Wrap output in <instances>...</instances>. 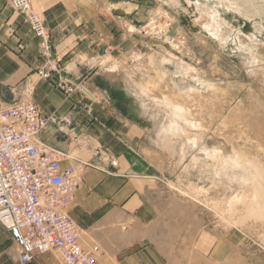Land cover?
Here are the masks:
<instances>
[{"label": "rangeland", "instance_id": "rangeland-1", "mask_svg": "<svg viewBox=\"0 0 264 264\" xmlns=\"http://www.w3.org/2000/svg\"><path fill=\"white\" fill-rule=\"evenodd\" d=\"M66 1L76 7L84 1L91 3L103 26L114 29L111 36L101 39L104 55L112 52L109 42L117 28L140 39L142 45L127 52L134 64L126 62L124 70L137 85L148 88L149 95L170 102L181 112L176 118L180 129L174 136V142L185 148L181 160H174L171 149L153 147L165 203L168 201L165 206L170 208L167 220L177 234L175 243L187 245V258L193 259L192 246L208 238L210 244L229 245L227 264H264V194L260 188H264V0H179V5H174L173 0H121L133 4V11L115 6L118 0H99V5H94L93 0ZM197 4L219 12L227 24L224 32L232 35L229 45L209 35L204 25L210 18L198 11ZM33 10L45 25L44 11ZM139 11L142 16L135 19ZM21 14L34 32L26 14ZM71 20L74 27H80L75 15ZM45 28L50 36L51 60L58 63V73L64 72L67 66L57 58L53 33ZM234 37L239 44L240 40L246 45L255 44L253 49L262 63L242 66ZM40 41L43 63L34 72L41 80L49 81L40 76L42 70H51ZM157 53H166L187 67L199 69L216 88L205 93H178L167 76L156 72ZM53 86L71 98L81 85L60 78ZM30 92L28 98L35 104L34 91ZM44 117L49 126L52 117ZM143 127L145 130L148 124ZM224 177V184L219 183Z\"/></svg>", "mask_w": 264, "mask_h": 264}, {"label": "crops", "instance_id": "crops-1", "mask_svg": "<svg viewBox=\"0 0 264 264\" xmlns=\"http://www.w3.org/2000/svg\"><path fill=\"white\" fill-rule=\"evenodd\" d=\"M93 1L99 5V0ZM32 2L35 10L44 11L57 58L67 67L52 73L49 81L41 80L34 72L43 63L40 39L21 13L0 0V106L24 101L34 91L35 104L44 116L52 117L42 140L55 150L62 169L79 162L92 164L69 212L80 228V245L85 249L98 245L104 254L100 264H227V243L202 239L192 246L193 259L187 258V245L175 243L155 146L146 130L152 123L141 117L140 103L121 82L111 81L86 63L106 56L101 39L114 29L103 26L89 2L80 7L66 0ZM115 6L125 11L135 8L121 0ZM72 15L80 20V27H74ZM109 43L112 52L106 56L110 59L106 66L119 64L123 69L129 62L134 64L127 54L130 48L142 45L136 36L118 28ZM60 78L84 86L87 92L76 91L67 98L53 86ZM20 257L10 232L0 226V264H21ZM26 264H62V260L52 251Z\"/></svg>", "mask_w": 264, "mask_h": 264}, {"label": "built area", "instance_id": "built-area-1", "mask_svg": "<svg viewBox=\"0 0 264 264\" xmlns=\"http://www.w3.org/2000/svg\"><path fill=\"white\" fill-rule=\"evenodd\" d=\"M6 1L26 14L42 39L51 70H42L40 76L50 79L59 66L51 60L43 18L34 12L30 0ZM79 90L87 92L82 85ZM28 97L9 107L0 106V226L19 247L21 264L52 251L60 255L62 264H100L101 248L80 245V228L69 213L85 170L92 164L79 162L62 169L55 150L42 140L49 121Z\"/></svg>", "mask_w": 264, "mask_h": 264}, {"label": "bare ground", "instance_id": "bare-ground-1", "mask_svg": "<svg viewBox=\"0 0 264 264\" xmlns=\"http://www.w3.org/2000/svg\"><path fill=\"white\" fill-rule=\"evenodd\" d=\"M173 3H175L174 5H179L180 1L173 0ZM197 9L199 12H205L210 18L209 22L204 25L209 35L221 43L224 42V45H229L232 42V35L230 32L229 34L224 32V25L226 23L222 19L219 12L206 5L202 6L201 4H197ZM234 41L236 43L234 44L237 45L235 46V50L237 47L240 50L239 53L241 55L240 57H242V66H256L254 64H259V62L262 63V60L259 59L260 55L255 53L256 51L253 49L255 44L249 43V45H246L241 40V44H239L237 43L238 39H235V37L233 38V42ZM106 56L99 60L86 61V63L91 69L98 67V73L106 75L111 81L121 82L122 85L130 91V93L141 105L139 107L141 108V117L148 119L149 122L152 123V125L146 129L147 132H149V141L160 150L171 149L174 152V160L178 163L185 150V148L180 145V142H174V136L180 129L176 120L177 115L181 114L180 110H176L175 106H172L168 101H161L158 98L149 95V89L137 85L133 80V77L130 76L127 71L122 69L120 65H115L113 67L106 66L107 61L105 60H110ZM155 60L154 66L156 72L159 73V75H163V77L167 76L172 89L180 94H187L191 92L205 93L214 87L216 88L213 81L203 78L199 69L187 67L181 61L176 58L174 59L166 53L156 55ZM261 177H264V173L261 174ZM226 180L227 178L224 177L222 180L219 179L218 182L224 184ZM260 188L262 189L261 194H264L263 186Z\"/></svg>", "mask_w": 264, "mask_h": 264}]
</instances>
